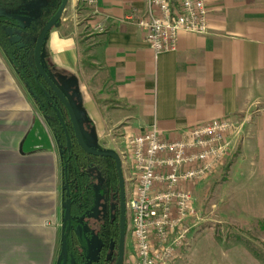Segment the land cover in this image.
Masks as SVG:
<instances>
[{"label":"crops","instance_id":"obj_1","mask_svg":"<svg viewBox=\"0 0 264 264\" xmlns=\"http://www.w3.org/2000/svg\"><path fill=\"white\" fill-rule=\"evenodd\" d=\"M207 3L209 33L183 32L175 51L156 56L130 18L146 12V0H70L44 49L77 80L78 118L90 123L91 140L99 145L116 129L136 134L156 127L162 138L176 139L201 121L246 119L223 188L258 210V194H264V107L257 106L264 0ZM89 19L105 30L93 29ZM63 182L56 137L0 48V264H57ZM198 238L190 236L174 264H215L213 255L197 250Z\"/></svg>","mask_w":264,"mask_h":264},{"label":"built area","instance_id":"obj_2","mask_svg":"<svg viewBox=\"0 0 264 264\" xmlns=\"http://www.w3.org/2000/svg\"><path fill=\"white\" fill-rule=\"evenodd\" d=\"M97 0H80L95 5ZM147 10L133 21L146 33L158 56L175 51L183 32L207 34V0H146ZM89 26L102 32L100 22ZM246 119L219 117L165 139L156 127L124 135L120 157L125 178L127 238L124 264H174L197 225L194 187L220 171L244 135Z\"/></svg>","mask_w":264,"mask_h":264},{"label":"trees","instance_id":"obj_3","mask_svg":"<svg viewBox=\"0 0 264 264\" xmlns=\"http://www.w3.org/2000/svg\"><path fill=\"white\" fill-rule=\"evenodd\" d=\"M61 2L0 0V48L35 100L58 142L63 167L64 211L70 203L74 225L78 223L75 224V220L83 216L89 227H96L95 252L89 256V244L79 239L74 225L68 230L66 222L62 239L66 241V264H116L120 233V188L116 162L111 157L89 154L79 145L66 107L45 80L37 77L34 61L36 41L42 27L57 12ZM60 22L61 19L55 26ZM42 65L64 91L77 113L79 100L75 77L59 69L44 48ZM64 79L68 80V89L63 87ZM79 122L88 145L105 151L101 145L92 142L95 137L90 123L83 122L81 118ZM65 126L70 135V146ZM64 259L62 243L57 264H63Z\"/></svg>","mask_w":264,"mask_h":264},{"label":"rangeland","instance_id":"obj_4","mask_svg":"<svg viewBox=\"0 0 264 264\" xmlns=\"http://www.w3.org/2000/svg\"><path fill=\"white\" fill-rule=\"evenodd\" d=\"M9 63L16 74L12 63L10 61ZM262 84L260 86L258 82V108L264 107V83ZM96 86L93 85V91L97 90ZM96 93L99 91L97 90ZM32 101L39 109L33 98ZM124 135L122 130H112L109 138L105 139L106 144L101 145L102 148L120 154ZM238 146L220 171L198 184L195 198L199 217L197 225L192 229V235L199 236L197 250L203 251L204 255L209 257L213 255L215 264H264V194H258V210H253L245 208L244 196L237 193L229 194L228 189L223 188L228 165ZM63 209L60 223L64 218ZM60 229L62 232V224ZM61 239L57 263L60 257ZM130 250L129 238H127L126 254Z\"/></svg>","mask_w":264,"mask_h":264},{"label":"water","instance_id":"obj_5","mask_svg":"<svg viewBox=\"0 0 264 264\" xmlns=\"http://www.w3.org/2000/svg\"><path fill=\"white\" fill-rule=\"evenodd\" d=\"M70 0H62L61 5L59 6L57 12L44 24L42 27L34 49V61L37 68V77H42L45 82L49 85V87L52 89V91L55 93V95L58 97V99L64 104L66 107L72 125L75 132V136L77 138V141L79 145L89 154L95 155V156H107L111 157L116 162V167L118 171V178H119V188H120V233H119V246H118V257L116 264H124L125 259V247H126V222H127V215H126V191H125V178L122 168V160L120 155L115 151H100L95 150L91 146L88 145V143L85 140L83 130L81 128L76 110L73 106V104L70 102L64 91L58 86V84L48 75V73L45 71L43 65H42V51L44 48L45 40L47 38L48 33L55 27V25L58 23L60 19H62L64 12L69 4ZM61 119L63 121V118L61 116ZM65 132L66 137L68 141V146L71 145V139L68 132V129L65 126ZM71 205H68L67 208V216L70 217L71 211H70ZM63 249L65 254L64 263L67 258L66 253V241H63Z\"/></svg>","mask_w":264,"mask_h":264},{"label":"flooded vegetation","instance_id":"obj_6","mask_svg":"<svg viewBox=\"0 0 264 264\" xmlns=\"http://www.w3.org/2000/svg\"><path fill=\"white\" fill-rule=\"evenodd\" d=\"M64 205H65V202H64V199H62V208H64ZM70 211H71V208H70ZM63 212H64V218H63V221L61 223L62 224V237H61L62 239H63V230H64V227L66 225V222L68 223L67 224L68 225V230H70L72 228V226L74 225V220L72 218V214L70 215V217H68L67 216V211H63ZM76 222H78V223L76 224ZM75 224L76 225H74V231H75L76 235L79 236V239L82 242H86V243L89 244V249H90L89 256H93V254L95 252V250L93 248L96 246L95 245V241H96V227H95V225L93 227H89L88 223L85 221V219H84L83 216L80 217V218H77L75 220ZM62 241H61L60 254H61V250H62V243H63ZM126 250H127V222H126V247H125V256H126ZM67 261L68 260L66 259L65 264L67 263Z\"/></svg>","mask_w":264,"mask_h":264}]
</instances>
